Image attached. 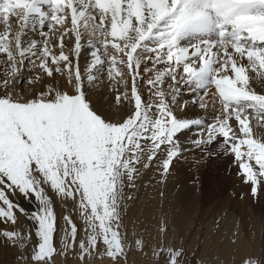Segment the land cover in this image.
<instances>
[{
    "label": "snow or ice",
    "instance_id": "6c2138e0",
    "mask_svg": "<svg viewBox=\"0 0 264 264\" xmlns=\"http://www.w3.org/2000/svg\"><path fill=\"white\" fill-rule=\"evenodd\" d=\"M30 31L41 39L26 40ZM252 81L264 83V0H0V219L15 225L18 212L36 238L29 252L31 232L0 230L18 264L148 256L125 223L137 182L154 168L164 185L174 161L196 150L229 157L251 196L264 198V92ZM102 86L116 93L115 114L95 101ZM182 88L205 115H188ZM168 230L162 220L159 233ZM151 256L209 264L176 243Z\"/></svg>",
    "mask_w": 264,
    "mask_h": 264
},
{
    "label": "rangeland",
    "instance_id": "374dc122",
    "mask_svg": "<svg viewBox=\"0 0 264 264\" xmlns=\"http://www.w3.org/2000/svg\"><path fill=\"white\" fill-rule=\"evenodd\" d=\"M193 158L186 155V158L180 159H189L187 165L173 164L171 175L164 185L158 183L159 174L154 168L146 170L137 182L138 199L131 204L125 223L133 247L135 239L141 238L148 246L149 255L130 254L128 264H155L151 249L158 248L161 243L183 244L189 259L195 253L198 259L207 260L209 264H241L245 257L264 256V211L256 209L250 214L246 209L251 197L250 188L248 184L235 182L231 177L230 158L207 157L203 153L199 158ZM49 195H53L50 190ZM256 198L264 206V198L259 195ZM10 199H15L28 212L33 210L31 200L19 196H10ZM54 209L58 228L65 226L62 219L65 205L56 200ZM16 215L15 225L0 219V230L31 232L33 243L28 245L30 252L36 241L32 222L18 212ZM162 220L167 221L169 229L164 236L158 231ZM74 222L79 224L75 217ZM237 232L238 237L235 236ZM79 235H84L82 228ZM233 239H237L235 245L232 244ZM54 241L59 245L58 236H54ZM53 259L55 264H64L65 261V257L61 256H54ZM0 264H18L16 249L6 246L2 238ZM71 264H76V260L73 259ZM93 264H108V259L97 258Z\"/></svg>",
    "mask_w": 264,
    "mask_h": 264
},
{
    "label": "bare ground",
    "instance_id": "6f19581e",
    "mask_svg": "<svg viewBox=\"0 0 264 264\" xmlns=\"http://www.w3.org/2000/svg\"><path fill=\"white\" fill-rule=\"evenodd\" d=\"M26 40H37L39 41L41 39V37L38 35V32H32L30 31L28 33V35L25 37ZM89 53L87 50H84L82 51L81 55H80V59H79V64H80V68H81V71L84 70L86 64L89 62ZM252 84V87L257 91V92H264V83L262 84H257L255 81H252L251 82ZM85 86H87V83H85ZM147 93H145V97H146ZM115 96H116V93L114 92H110L106 86H102L99 90H97V93H96V97H95V101L97 103H99L101 106L105 107V108H108L110 110L113 111V113L115 114V110L117 108H119L120 106L116 103V100H115ZM170 99V97H169ZM191 98L190 96L187 94L186 90L185 89H181V95L178 99V103L180 102H183V101H189V104H188V108H189V112H188V115L189 116H195V115H205L204 113V110H200L199 108H195L191 102H190ZM218 107V105H217ZM179 114V113H178ZM215 112L214 110L209 107L208 109V112H207V115L208 117H211L212 115H214ZM195 139V134H190L188 136H185V139ZM202 154L201 152H199V150H196L195 152H189V153H186L187 156L191 157L192 159H194L193 157L195 158H199V156ZM202 157V156H201ZM222 157V156H221ZM206 158V157H204ZM191 159V160H192ZM215 159V158H214ZM220 159V158H218ZM202 160V159H201ZM217 160V159H216ZM195 162V161H194ZM198 162V161H197ZM190 163V160L189 159H186L184 161L180 160L179 162H175L174 161V164H180V165H187ZM200 163V161H199ZM197 163V164H199ZM203 164V163H202ZM179 165V166H180ZM175 166V165H174ZM199 166V165H198ZM201 167V166H200ZM230 170H231V177L234 179L235 182H239V183H244L243 180L240 178L239 175H237V170H236V167L234 164L231 165L230 167ZM233 172V173H232ZM228 200V199H227ZM229 201V200H228ZM262 202L261 200H259L258 198L256 197H250V202L248 204V207L246 208L250 214L253 213L256 209L257 210H260V211H264V206L261 205ZM227 203V202H226ZM263 203V202H262ZM26 233V232H25ZM225 247H230V246H225ZM10 263V262H9Z\"/></svg>",
    "mask_w": 264,
    "mask_h": 264
}]
</instances>
